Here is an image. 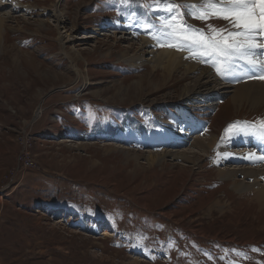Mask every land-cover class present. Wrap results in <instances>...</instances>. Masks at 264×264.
<instances>
[{
	"label": "rangeland",
	"instance_id": "374dc122",
	"mask_svg": "<svg viewBox=\"0 0 264 264\" xmlns=\"http://www.w3.org/2000/svg\"><path fill=\"white\" fill-rule=\"evenodd\" d=\"M0 1L3 18L15 17L0 32V264H161L167 242L179 244L175 250L180 247L184 264H193L187 236L264 243V206L258 204L254 178L238 171L226 180L217 173L225 166L264 163L249 136L255 153L245 141L236 155L228 152L233 134L243 127L236 122L258 125L264 105L252 96L231 105L232 94L219 95L215 107L206 99L181 101L179 94L201 71L178 83L174 78L182 69L170 76L154 73L152 63L131 62L142 53L141 41L150 48L157 41L145 31L146 23L128 17V6H147L153 29L167 14L156 10V1L118 0V12L112 9L101 21L99 12L92 14L100 0ZM20 3L25 7L14 6ZM45 7L51 11L44 14ZM56 7L66 13V25L56 22ZM187 23L205 32L209 25L232 30L216 17L188 15ZM185 52L189 63L209 69L221 86L236 89L255 79L228 81ZM150 116L154 122L146 128ZM210 136L216 137L214 149L201 159L192 155V164L152 154L189 152L196 139ZM80 144L84 147L77 148ZM259 179L264 185V176ZM123 212L138 216L139 223L141 216L159 223L153 253L150 244L128 252L111 245L109 232L115 230L96 220ZM254 263L264 264V251Z\"/></svg>",
	"mask_w": 264,
	"mask_h": 264
},
{
	"label": "snow or ice",
	"instance_id": "6c2138e0",
	"mask_svg": "<svg viewBox=\"0 0 264 264\" xmlns=\"http://www.w3.org/2000/svg\"><path fill=\"white\" fill-rule=\"evenodd\" d=\"M156 4L157 11L167 14L158 17L155 32L151 31V24L143 27L157 46L188 51L192 59L210 64L222 78L243 73L249 79H264V0H203L199 6L156 0ZM188 15L200 20L221 18L231 24L232 30H217L209 25L210 31L205 32L188 24ZM236 123L243 127L237 128L234 135H254L264 142V120L258 126Z\"/></svg>",
	"mask_w": 264,
	"mask_h": 264
},
{
	"label": "bare ground",
	"instance_id": "6f19581e",
	"mask_svg": "<svg viewBox=\"0 0 264 264\" xmlns=\"http://www.w3.org/2000/svg\"><path fill=\"white\" fill-rule=\"evenodd\" d=\"M181 1H183V2L184 1L198 2V1H203V0H181ZM3 3H2V1H0V10L4 9ZM18 5H20V6H18ZM18 5H14V6L15 7H20V8L25 7V6H22L21 3L18 4ZM26 8H27V10H34L30 6H27ZM52 10H53V7H52ZM56 10H57L56 11V16H57L56 17V22H58L59 25H66V13L62 12L61 9L59 10L58 7H56ZM47 11H51V8L45 7V12L43 11V13L45 14ZM21 12H19V13H21ZM3 17L4 16L2 14H0V32H1L2 26H4V23L6 21L8 22V21H11L12 19L15 20V17L13 15L11 17L7 18V19H5ZM41 27H43V26H41ZM62 38H64V37L60 36L58 39L62 40ZM133 40H134V38H133ZM133 47H134L133 44L127 46V48H129V50L133 49ZM151 48H150V42H148L147 40L141 41V45H140V50L139 51L142 52V53L139 56L135 55L133 58L130 59V61L132 62L134 60L133 63L136 62V61L137 62L141 61L143 64H147V63L151 64L152 63L154 65L153 72L157 73V74H158V72L160 73V71H163L165 73V75H167V73H168L170 76H174V75L180 74L179 70L182 69V70H184L183 75L181 77L176 76L174 78V80L176 79V81L178 83L181 82L180 79H187L191 75H193L195 72H198V71L202 72L201 76L198 78V80L193 85H188L185 90L181 91V93L179 94V97H180L181 101L182 100L183 101H187L188 100V101L193 103V102H195L194 100H200V99L205 100L206 99L205 101L209 102L208 103L209 107H215V105L217 104L216 102L219 99V95H223L224 96V95H227V94H229V95L232 94L233 98L231 99V105L237 106V105H239L240 101H243L244 99H247V97H249V96H252L253 98H257L258 105H262V104L264 105V79L248 81L247 84L239 86L236 89H233L230 86H221L219 81L216 78H213L212 72L209 71V69L200 68L199 66H197V65H195L193 63H189L187 61V58H186V53L187 52H185V51H176L175 49H171V48H167V47H165L163 49V51H159L157 49L158 48L157 44H151ZM51 50L53 51V49H51ZM144 52H145V54H144ZM17 74H18V72H17ZM240 74H242L243 78H248L247 75H245L243 73H240ZM230 77H232L234 79L235 76H230ZM140 84H142V82ZM211 84H214L216 86L210 87ZM202 91H204V92L207 91L206 92L207 94L199 95V97H197L195 99H192V95L193 94H195L196 92L201 93ZM213 92H217L215 96H212ZM254 102H256V99L254 100ZM189 109H191V108H189ZM40 112L42 113V111H40ZM246 119H248V118H246ZM180 121H182V119ZM182 136H183V134H182ZM157 137H158V135H157ZM165 137L167 138L166 135H165ZM185 137H187V136H185ZM245 138H246L245 134H240V135H234L233 134L232 149L228 151L230 158H231V154L236 155L235 153L238 152V151H235V150L239 149L240 142L245 141V142L248 143L247 139H245ZM116 139L120 140V139H123V138L121 136H119ZM216 142H217L216 141V137L215 136H210L209 138L196 139L194 144H193V147H195V148L192 149L189 152L188 151H184V150L183 151L182 150L179 151L177 149H175V150L174 149L173 150L170 149L169 151L166 150V151H164L161 154H159V153H157V154L152 153V154H154L157 157H161L162 156V159H166V158L171 157L173 160H184L187 163H189V164L191 163L192 164V160H193L192 155L194 157H199V159H201L202 156H204L205 154H208L209 151L214 149V146H215ZM80 147H84L83 144H80V146H78L77 148H80ZM122 148H124V147H122ZM249 150H250V148L246 149L245 151L243 150L241 152V155L243 154V152H248ZM259 164H261V166ZM261 167L264 168V163H257V164H254V165H251V166H248V167H246V166L243 167L242 166V168L239 166V169L238 168L229 167V166H225L224 168L219 169L217 173H218V176L220 178H222V179L225 178L226 180L228 178L232 179V177L238 171H241L242 173H244L248 179H249V177L254 178V183L252 184V187H254V185L259 187L258 188L259 190L256 192L258 204H260V206L261 205L264 206V185H260V182H262V180L259 179L260 175H261V178H263V176H264V170L263 169H259ZM236 176H238V175H236ZM249 185H251V184H249ZM249 187H251V186H249ZM251 191H253V190H251ZM246 244L247 245H255L254 243H250V242L246 243Z\"/></svg>",
	"mask_w": 264,
	"mask_h": 264
},
{
	"label": "trees",
	"instance_id": "16d2710c",
	"mask_svg": "<svg viewBox=\"0 0 264 264\" xmlns=\"http://www.w3.org/2000/svg\"><path fill=\"white\" fill-rule=\"evenodd\" d=\"M150 1L154 2L156 0ZM117 2L118 0H100L99 7L97 5L92 8V14L99 12L98 17H100V21L106 17L105 14L110 15L109 13L112 9L116 14L118 12ZM130 7L128 6V15H133L144 23L149 22L150 17L147 6L140 3ZM131 9L133 11L132 14ZM101 24L100 22L99 25ZM134 72L137 73L136 71H133V73ZM124 213L125 215L121 217L122 219H115V222L119 225L122 224L124 227H130V232L135 240L141 245L150 244L147 249L153 250L152 246L158 238L156 232L159 231L157 228L154 229V227L159 223L152 222L143 216H141V222L139 223L138 216L133 214L128 215L126 212ZM138 225H140V227ZM187 237H189L191 241L190 243L185 242L184 245H186L187 250L190 249V258H192L193 264H240L243 260L240 248L234 244H209V242L193 239L192 236ZM189 244L192 246H189ZM178 245L179 244L167 242L165 246L169 253V261L167 264L185 263V258L180 257L178 254L181 250L180 247L175 250V247ZM211 246H213L212 251H210Z\"/></svg>",
	"mask_w": 264,
	"mask_h": 264
}]
</instances>
